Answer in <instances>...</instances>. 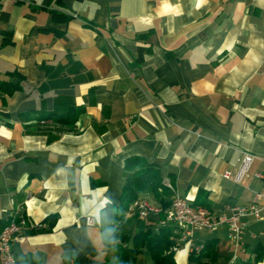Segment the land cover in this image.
<instances>
[{"label":"crops","instance_id":"1","mask_svg":"<svg viewBox=\"0 0 264 264\" xmlns=\"http://www.w3.org/2000/svg\"><path fill=\"white\" fill-rule=\"evenodd\" d=\"M0 81L18 87L0 93V223L16 213L39 226L16 259L114 262L98 223L137 157L214 215L261 195L237 257L264 264V0H0ZM242 152L255 161L236 185L222 175ZM169 197L140 195L162 213L140 218L132 203L118 235L157 230ZM193 239L214 243L202 264L234 253L225 226ZM173 253L190 264L185 245Z\"/></svg>","mask_w":264,"mask_h":264},{"label":"built area","instance_id":"2","mask_svg":"<svg viewBox=\"0 0 264 264\" xmlns=\"http://www.w3.org/2000/svg\"><path fill=\"white\" fill-rule=\"evenodd\" d=\"M255 156L247 152L240 153L236 159L234 172H226L222 175L224 179L231 180L236 185H241L248 177ZM255 178L264 183V174H255ZM162 185L169 191V207L164 211V217L159 226L170 225L174 228L176 240L173 245V252L183 245L187 247L188 254H199L204 246L197 244L193 235L196 232L212 233L220 227H227L228 241L233 247L234 253L228 264H239L237 253L244 252V236L247 231L249 220H260L261 208L258 204L261 195L257 194L254 201L246 206H235L230 209V215H214L205 208L194 206L187 198L180 196L174 186L165 180ZM136 213L140 218L148 215H159L162 210L146 200H136L128 209ZM86 224L90 227L96 226L94 218L87 217ZM38 225L30 224L24 216L11 214L5 226L0 230V264H17L12 247L16 241L21 239V234L26 228L37 229ZM70 264H73L71 262Z\"/></svg>","mask_w":264,"mask_h":264},{"label":"trees","instance_id":"3","mask_svg":"<svg viewBox=\"0 0 264 264\" xmlns=\"http://www.w3.org/2000/svg\"><path fill=\"white\" fill-rule=\"evenodd\" d=\"M57 16L66 20L63 16L54 13V18ZM17 88L16 84L0 81V93L11 94ZM47 118L49 117H42V119ZM52 120L64 122L62 118H53ZM124 171L126 176L119 206L106 205L98 223L103 245L115 255L114 262L106 260L103 264H136L137 257L144 251L149 254L152 264H176L172 250L176 235L172 226L158 227L155 231L152 229L138 230L131 237L118 235L115 225L123 220L128 207L140 195L157 194L159 189L163 193L170 194L161 185L158 169L146 164L142 159L137 157L127 159L124 163ZM198 193L201 195L202 191ZM5 224L1 225L0 223L2 226L0 230ZM50 226H53V221L50 222ZM213 244V242H207L204 244L201 253L189 254L188 261L190 264H202V258L211 252ZM260 258L261 255H258L255 262H259ZM69 259L73 260L74 263L76 262L72 256H69ZM16 262L17 264H37L31 258H27L26 261L16 259ZM66 264H68L67 261Z\"/></svg>","mask_w":264,"mask_h":264},{"label":"rangeland","instance_id":"4","mask_svg":"<svg viewBox=\"0 0 264 264\" xmlns=\"http://www.w3.org/2000/svg\"><path fill=\"white\" fill-rule=\"evenodd\" d=\"M136 229H137L136 225H133V229H132L131 232H134ZM121 232L122 233L123 232H127L126 229H125V226L121 229ZM138 264H151L150 256H149V254L147 252L144 254V256H140L139 257V263ZM179 264H183V263L180 261Z\"/></svg>","mask_w":264,"mask_h":264}]
</instances>
